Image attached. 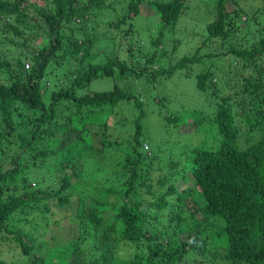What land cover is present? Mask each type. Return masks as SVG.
<instances>
[{"label":"trees","instance_id":"16d2710c","mask_svg":"<svg viewBox=\"0 0 264 264\" xmlns=\"http://www.w3.org/2000/svg\"><path fill=\"white\" fill-rule=\"evenodd\" d=\"M41 1L0 0L1 43L14 49L33 42L26 54L16 51L10 57L0 52V245L17 247L28 257L34 247L32 234L45 235L53 226L66 229L62 222H75L84 234L96 238L99 255L86 262L79 251L84 240L73 236L67 241L69 264H114L122 256L121 246L126 248V264H264V29L256 27L260 20L255 27L248 26L254 19L236 0H219L203 41L212 52L201 54L199 47L164 66L167 52L160 51L162 40L174 30L187 0L150 1L160 30L151 41L153 49L144 54L148 58L142 55L137 61L126 39L135 33L132 21L144 0ZM108 8L110 17L113 11L114 15L105 33L114 30L121 41L103 62L92 53L99 36L88 23L105 22ZM126 50L129 61L123 57ZM220 56L240 66L239 74L227 81L228 95L216 84L212 65L196 75L197 88L215 107L208 118L200 119L204 130L199 135L208 138L215 127L217 135L210 139L214 144L188 147L164 169L143 150L148 114L138 101L136 84L148 91L177 70L186 69L189 75L193 65ZM154 61L159 68L151 65ZM102 77L113 80L111 90L85 93L92 81ZM154 98L156 105L170 99L163 95L155 103ZM125 103H132L139 113L129 151L122 150L116 162L119 168H111L120 183L78 198L73 209L74 182L84 172L77 161L80 143L88 153L112 148L107 119ZM177 118L170 115L164 120L175 128ZM92 127L98 128L101 148L92 140L84 141ZM162 143L166 144L156 145ZM6 145L13 151L11 160ZM52 156L53 185L48 182L45 187L42 174L49 173L47 159ZM91 162L98 165L96 158L87 165ZM28 167L34 175L40 172L41 180H29ZM108 208L113 213L107 217ZM34 257L22 264L45 261ZM0 264L7 263L0 259Z\"/></svg>","mask_w":264,"mask_h":264},{"label":"rangeland","instance_id":"374dc122","mask_svg":"<svg viewBox=\"0 0 264 264\" xmlns=\"http://www.w3.org/2000/svg\"><path fill=\"white\" fill-rule=\"evenodd\" d=\"M150 1H169V0H144L140 4V14L135 17L132 21L134 26L135 33L132 37L126 39V47L132 43L134 47V61L140 60L139 58L144 56L147 52H150L153 47L151 41L158 35L160 30V21L157 12H155L154 6L150 4ZM219 0H187V8L182 13L180 18L177 21V24L172 32H166L162 44L161 50H165L167 53L162 59V65L168 66L175 64L182 57L192 55L199 47H202L201 54H208L212 52L209 46H204L203 41L207 35L206 27L212 22L215 18L216 6ZM229 1V0H227ZM231 1V0H230ZM240 7L243 8L245 12L248 13L251 18L254 19L251 22L253 27L256 20H260V25L256 27L258 30L264 29V0H236ZM35 2V0H32ZM38 4H42L41 0H37ZM230 7L228 10H231L232 2H230ZM111 9L105 12L104 21L97 19L98 22H89V30L92 28L93 33L99 36L96 43V48L92 49V53L97 54L96 59L100 61H105V54L114 53L115 49L117 50V44L119 41L118 32L112 31V33H105L107 30V21L112 20L111 18L114 15L112 12L110 17ZM263 13V15H262ZM108 15V16H107ZM254 15H257L256 18ZM107 16V17H106ZM245 17H243V20ZM248 21V19H246ZM255 27V26H254ZM248 28L244 27V31ZM252 33L253 30L250 29ZM0 39V52L5 51L8 56H15L16 51H21L23 54H26V50L29 51L33 47V42L26 41L25 47L14 48L12 45H3ZM22 39L20 38V43ZM125 42V41H122ZM112 44H114V49ZM121 45H123L121 43ZM216 45H214L215 47ZM208 47L209 49H205ZM122 53V51L120 52ZM215 53V52H214ZM24 56V55H23ZM123 57H126V60L129 61V53H123ZM143 58L146 60L147 58ZM213 63V64H212ZM262 63V60L258 61V64ZM154 68H159L158 62L154 61L151 64ZM212 65L215 72V82L220 88H222L223 93L228 95L229 85L227 81L230 78H234L240 72V66L238 63H235L232 58L220 56L217 58L207 59L203 65H193L189 68L188 74L186 75V69L177 70L174 74L168 78L163 79L162 84L159 83L154 87H150L145 91L142 89V86L136 84L137 95L139 96L138 101L144 105V110L148 117L146 119V130L144 132L145 136L148 133L146 140L144 141L143 150L145 155L148 158L155 157V163H158L160 166L166 168L167 162L169 160H176L179 157H182L184 149L192 146H202L204 148H211L214 144V141L210 139L217 135L215 127H212L210 134L207 136L199 135L202 128L200 119L208 118L211 113L214 111V104L206 95L199 91L196 86V75L201 71L206 70L207 66ZM264 67V64H263ZM239 78V76H238ZM0 81L3 82L2 77ZM232 81V80H230ZM114 86V82L109 78H99L90 83V85L85 89V93L90 94L95 91H106L111 90ZM145 94V95H144ZM143 95V96H142ZM155 95V103L160 102L163 95L170 97L168 103L164 105H156L152 101V97ZM139 113L138 108H134L132 103L122 104L112 110L108 121V134L109 141L112 142L113 147L106 149V151L95 150L93 153H88L85 150L83 143H80L79 149L82 151L81 159H77L78 166L83 169V174L79 179H76L74 182L75 189L72 192V202L71 205L73 209H76V201L78 198L83 196L94 195L99 190H102L111 186H118L120 180L117 178V175H111V168L116 165V162L121 158V151L128 150L132 144V136L134 133V120ZM162 115V117H160ZM172 116H177L178 118V127L167 126L164 118ZM146 118V117H145ZM162 120V122H161ZM200 121V122H197ZM144 124V123H143ZM162 129V130H161ZM103 132V129H99ZM98 128L92 127L91 131L84 134L85 143H89L91 140L97 148H101V135L97 134ZM164 134H162L163 132ZM87 141V142H86ZM161 145H156L160 142ZM148 142V143H147ZM218 142V141H217ZM145 145L149 148L145 149ZM9 145H6L7 159L11 160L12 152ZM185 154V153H184ZM96 158L98 165H94L93 162L87 165V163ZM55 159V156L49 157L48 161V172H44L43 179L45 180V187L48 186V182L51 183L52 176H55V162H52ZM87 160V163L85 162ZM85 162V165L81 163ZM38 164V163H37ZM101 168V170L99 169ZM110 169V172H109ZM53 170L54 172L52 173ZM29 180L34 177L35 179L41 180L42 176L40 172H37L35 175L32 174V169L28 167L25 170ZM69 170L65 171L68 172ZM48 175V176H47ZM107 176L109 179L107 180ZM25 178V177H24ZM23 178V179H24ZM23 179L19 180L20 184H23ZM54 183V182H53ZM52 184V183H51ZM53 185V184H52ZM33 186V185H32ZM43 187V188H45ZM88 202V201H87ZM112 210L110 208L106 211V216L112 215ZM74 211L70 210V217L75 218ZM56 219H60L61 215H57ZM69 222V221H68ZM62 225L66 229H59L57 226H53V229L45 235H41L39 232L37 234H32V253L30 256L26 257L21 252V249L15 247H7L5 245H0V259L5 261L7 264H22L29 259L44 258V262H32L31 264H69L71 248L68 246L67 241H69L73 236L82 237L83 242H81L79 251L83 252L86 262H92L94 259L98 258V255L95 253L97 240L92 235L84 234L82 229L78 228V225L73 223L62 222ZM83 232V234H82ZM43 234V233H42ZM108 246V243L105 244ZM122 250L121 255L116 258L114 264H126L127 258L126 248L120 247ZM139 254H142L141 250L138 251ZM98 253V252H97ZM36 254V255H35ZM97 256V257H96ZM96 257V258H95ZM222 264V262H220ZM89 264V263H88Z\"/></svg>","mask_w":264,"mask_h":264}]
</instances>
